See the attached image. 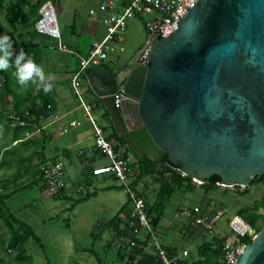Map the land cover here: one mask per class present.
Wrapping results in <instances>:
<instances>
[{
    "label": "water",
    "instance_id": "water-1",
    "mask_svg": "<svg viewBox=\"0 0 264 264\" xmlns=\"http://www.w3.org/2000/svg\"><path fill=\"white\" fill-rule=\"evenodd\" d=\"M86 78L134 155H166L201 184L218 176L219 186L245 188L264 174V0H198L116 75L97 66ZM236 264H264V224Z\"/></svg>",
    "mask_w": 264,
    "mask_h": 264
},
{
    "label": "rangeland",
    "instance_id": "rangeland-1",
    "mask_svg": "<svg viewBox=\"0 0 264 264\" xmlns=\"http://www.w3.org/2000/svg\"><path fill=\"white\" fill-rule=\"evenodd\" d=\"M91 6L93 7L94 3L90 0H59L55 6L58 26L61 30L68 31L74 11L78 12L75 18L76 24L80 20H88L86 29L79 34L81 50L88 48L95 36L94 31L97 30L100 35L103 30L102 26L97 28L89 22L94 21V17H87ZM148 19L147 15L129 19L123 34V42L114 46L115 63L108 61L104 63L114 75L146 44L148 34L144 24ZM5 28L8 29L6 24ZM75 37L65 35L63 44L68 46L74 44L77 40ZM51 41L54 46L48 50L49 53L60 57L61 53L56 50L57 41L54 39ZM79 98L87 104H97L98 108L93 113L94 119L99 125L109 126L102 116L103 110L99 107V99L88 90L83 76L78 82L77 94L72 90L71 100L75 105ZM81 110L83 112L82 108ZM77 114H80L79 110ZM73 134L74 132H70L67 135L69 144H72ZM93 143L94 139H86L82 145L91 146ZM76 148L77 146L74 147ZM73 152V148H70V162L61 160L65 167L63 177L65 187L60 194L48 187L41 189L42 183L29 159H25L13 150L1 153L0 171L6 173L8 177V180H2L5 190L1 194L4 197V204L0 206L1 214L11 222L23 223L33 234L23 247L27 262L13 261L12 258L18 254L17 250L0 249V259H3V264H6L7 260H11L13 264H121L117 260L116 252L122 248L121 245L127 243V240L119 241L113 235V231L105 227V223L130 203L127 189L118 181L86 175L84 166ZM45 154L47 158L53 155L48 149ZM128 157L130 162L134 161L132 154L129 153ZM100 163L105 165L109 161L103 159ZM134 175H136L135 170ZM191 180L195 184V189L184 191L182 188L176 191L164 211L157 231L162 245L175 247L177 255L179 254L177 259L188 263L199 259L197 246L203 242V239L209 241L212 237L200 231L192 237L187 236L185 227L189 223V218L180 215L179 210L188 209L197 213L205 211L204 215H208L209 212L222 209L224 213L215 224V236H229L231 232L228 222L231 218L243 207L251 206L264 194V187L259 183L250 184L245 188L237 185L221 186L205 193V188L200 187L201 182ZM130 183L134 184V180H130ZM159 186L160 184L154 183L148 177L137 183L136 190L146 192L152 203ZM244 190L248 192L241 194L240 192ZM58 194L59 196L55 197ZM83 198L86 199L82 200ZM7 238V228L0 219V243ZM150 249L149 246L146 247L147 252Z\"/></svg>",
    "mask_w": 264,
    "mask_h": 264
},
{
    "label": "built area",
    "instance_id": "built-area-1",
    "mask_svg": "<svg viewBox=\"0 0 264 264\" xmlns=\"http://www.w3.org/2000/svg\"><path fill=\"white\" fill-rule=\"evenodd\" d=\"M32 2L41 3L38 9V19L34 24L36 33L53 38L58 41V48L64 52H68L69 48L61 42V31L58 26L55 6L59 0H30ZM95 7L89 10V16L97 19V22L103 26L104 34L101 38L95 39L91 43L90 49L86 55L79 57L77 70L71 78V87L77 94V85L82 75L88 73L92 68L100 66L102 63H115L114 46L123 42V34L128 26V21L132 17L147 15L149 19L145 22L144 27L148 36L157 39L159 36L166 38L174 33L180 21L188 14L198 0H90ZM149 45L146 46L142 54L138 58V65L142 67L148 66ZM122 87L118 92L112 95L113 105L115 109L121 106ZM81 107L83 109V117L90 122L94 131V145L97 149L99 157L107 159L108 164L99 165L91 168L90 175L93 177L112 176L120 184L127 189L128 198L131 202L132 210L129 214L128 225L132 229L133 234L141 238L146 246L157 257L159 264H176L178 259L171 256L159 241L157 231L154 230L147 217L144 200L138 196L136 190L132 189L130 180H134V170L130 161L120 158V154L114 149L116 140L106 135V132L98 126L94 117V106L87 104L80 98ZM49 108V106H47ZM29 112L24 115L7 114L5 122L11 130L24 128L27 126L26 119ZM76 123L72 122V126ZM78 155H84L83 151H79ZM43 182L46 187L59 191L65 187L63 177L65 175V167L63 162L54 161L46 164L42 168ZM2 189H0V193ZM180 215L189 218L188 225L190 227L200 228L201 231L210 237L215 236V224L223 215L224 211L218 209L213 215H197L188 209L179 210ZM231 235L222 245L223 263L236 264L238 256L241 254L244 244L240 243V239L244 237L256 236L257 232L250 225L245 223L239 216H233L228 222ZM137 242H130V246L134 247Z\"/></svg>",
    "mask_w": 264,
    "mask_h": 264
},
{
    "label": "crops",
    "instance_id": "crops-1",
    "mask_svg": "<svg viewBox=\"0 0 264 264\" xmlns=\"http://www.w3.org/2000/svg\"><path fill=\"white\" fill-rule=\"evenodd\" d=\"M32 3L35 4L34 2ZM94 7L95 4L93 7L91 6L89 10ZM4 8V6L0 8V35H9L12 38L13 46L17 52L21 49H23V51H29L27 54L33 57L35 62L44 69L46 76L52 78L53 89L50 93L45 94L36 84L30 83L25 90L11 75L13 70L10 69L8 72H0V156L1 153L6 150L16 151L21 156L25 157V159H29L30 163L34 165L33 168L36 170L35 174H37L38 177H40L39 172L42 171V168L50 162L61 161L62 159L66 162H70V148H73V153L85 169L103 165L100 163L103 159L99 157L94 143L91 146L82 145L86 139H94V131L91 123L86 121L83 117L82 107H80V98L77 100L78 103L76 105L75 102L71 100L73 90L71 87V78L73 73L77 70L79 57L86 55L91 47L92 41L103 36L104 29L100 35H98L97 30L94 31L95 36L91 40L88 48L81 50L79 34L86 29L88 20L83 19L76 24L75 18L78 12L74 11L68 31L66 29H60L62 36L61 42L63 43V37L65 35L76 36L77 40L70 46L65 44L69 48L68 52L60 50L58 48V41L56 40L57 49L56 47L55 49L61 53V55L60 57L52 56L53 54L49 53L48 50L54 46V43L51 41L53 38L50 39L49 37L36 33L34 26L33 29L30 30L21 26L10 28L5 22ZM89 10L88 18H90ZM25 11L29 14V20L32 21V23L34 21L35 24L38 18L36 21L34 20L35 16L32 14V4L28 3V5L25 6ZM89 22H91L93 26H97V28L102 26L97 22L96 18L94 21L90 20ZM5 24L8 29L5 28ZM100 66L104 67L105 65L102 63ZM86 75L87 73L82 75L85 78L86 87L92 92V95L96 99H99L100 102L98 103L100 106L102 100L91 90ZM90 105L94 106V113L98 106L96 107L95 103H91ZM47 106H49V108ZM32 110H35V112H32ZM77 110L80 112L79 115L77 114ZM26 112H29V116L26 119V127L11 130L7 126L5 122V116L7 114L24 115ZM72 122L76 124L72 126ZM98 126L103 129L102 125L98 124ZM70 132H74L72 144H69L67 136ZM110 133L111 130L107 131L106 135L110 138H114ZM116 144L118 143L116 142ZM75 146H77L76 149H74ZM47 149L53 154L51 158H47L45 154ZM79 151H83L84 155H78ZM123 151L124 148H121L118 152L121 154ZM100 177H103L104 180H110L107 176ZM2 180H8V177L6 173L0 171V189L5 190V184ZM76 187L80 188V186ZM41 189H43L42 185ZM3 192L4 191H2L1 194ZM1 194L0 198L2 200L0 201V206L4 204V197ZM178 255L177 258L179 257ZM12 259L16 262L15 257ZM6 264H13V262L7 260Z\"/></svg>",
    "mask_w": 264,
    "mask_h": 264
},
{
    "label": "trees",
    "instance_id": "trees-1",
    "mask_svg": "<svg viewBox=\"0 0 264 264\" xmlns=\"http://www.w3.org/2000/svg\"><path fill=\"white\" fill-rule=\"evenodd\" d=\"M32 4L33 11L32 14L35 16V21L38 18V9L40 7V2L33 4L27 0H0V8L4 6L5 8V22L10 28H16L17 26H21L27 30L33 29L34 21L29 20V14L25 11V6ZM5 4V5H4ZM25 53L29 51L24 50ZM29 55V54H28ZM105 67V66H104ZM106 68V67H105ZM98 105L96 104V107ZM103 109V118L108 122L109 126H103L104 131L111 130L110 135L114 137L116 144L114 149L117 153H119V149L124 148V151L120 154V158L125 161H129L128 154H132L134 157V161L130 162L133 170L136 171V175L134 177V184L132 185V189L136 190L137 183L143 181L145 178L150 177L154 183L160 184L159 189L157 191L156 197L154 201L151 203L146 195V192H138L136 193L139 197L144 200L146 213L148 217V221L151 227L158 231V226L163 218L164 211L166 207L169 205L170 199L176 193L177 190H181L184 188V191H193L195 189V184L191 181V178L188 176L181 175L180 172L173 169L167 162L166 155H163L156 162H152L145 156L138 157L134 155L125 145L123 139L120 138L119 134L114 130L113 124L110 120L109 113L104 109L103 104L100 106ZM98 108V107H97ZM33 109V107H32ZM35 112V110H32ZM122 155V157H121ZM91 169L86 168L84 173L86 175H90ZM40 177L38 179L42 183V188L45 189L46 185L43 182L42 171L39 172ZM108 178L117 181L112 176H107ZM220 179L218 176H212L209 179V182L201 184L200 187L205 188V193L210 190H214L219 188ZM259 183L264 187V174L258 176L251 183L252 185ZM64 189V188H63ZM63 189L57 191V193H62ZM4 191V190H2ZM248 191L244 190L240 192L241 194H246ZM1 194V193H0ZM59 194L55 197H58ZM88 198V196L86 197ZM83 198L82 200H85ZM2 199L0 198V201ZM130 202V201H129ZM132 210L131 202L127 204L126 207H123L113 219L109 220L105 223V227L111 229L113 231V235L119 240L122 241L124 239L127 240L125 245H121L122 248L116 252L117 260L121 264H159V261L155 254L151 251H146L145 242L141 241V238H138L137 235L133 234L131 228L128 225L129 214ZM263 211V212H260ZM197 215H204L205 211L201 213H197L192 211ZM214 212H209L208 215H213ZM237 215L248 225L255 229L258 233L263 224H264V194L260 197L259 200L255 201L251 206H246L240 209ZM0 219L6 226L9 232V236L6 240H1L0 249L3 251H18L16 254L15 260L16 262H27V257L24 252V244L27 242L30 236H33L32 231L29 227L25 226L21 222H11L6 219L0 210ZM198 231H201L200 228H193L187 225L185 227V232L187 236L192 237ZM205 235V234H204ZM206 237V236H204ZM228 236H212V238L208 241L203 239V242L199 246H197V255L199 259L195 262L188 263L184 260H178L176 264H224L223 263V251L222 245L226 241ZM135 241L137 245L132 247L130 246V242ZM252 238L247 236L240 239V243L244 245L250 244ZM164 248L168 251L171 256H177V250L175 247H169L163 245ZM6 255H8L5 252ZM3 263V260L0 259V264Z\"/></svg>",
    "mask_w": 264,
    "mask_h": 264
},
{
    "label": "clouds",
    "instance_id": "clouds-1",
    "mask_svg": "<svg viewBox=\"0 0 264 264\" xmlns=\"http://www.w3.org/2000/svg\"><path fill=\"white\" fill-rule=\"evenodd\" d=\"M13 70L11 75L25 90L29 84H36L45 94L53 89L52 78L46 76L44 69L33 57L23 51L15 50L9 35H0V72Z\"/></svg>",
    "mask_w": 264,
    "mask_h": 264
},
{
    "label": "bare ground",
    "instance_id": "bare-ground-1",
    "mask_svg": "<svg viewBox=\"0 0 264 264\" xmlns=\"http://www.w3.org/2000/svg\"><path fill=\"white\" fill-rule=\"evenodd\" d=\"M195 181L199 182L197 179H194Z\"/></svg>",
    "mask_w": 264,
    "mask_h": 264
},
{
    "label": "flooded vegetation",
    "instance_id": "flooded-vegetation-1",
    "mask_svg": "<svg viewBox=\"0 0 264 264\" xmlns=\"http://www.w3.org/2000/svg\"><path fill=\"white\" fill-rule=\"evenodd\" d=\"M114 127V126H113ZM114 130H115V128H114Z\"/></svg>",
    "mask_w": 264,
    "mask_h": 264
}]
</instances>
